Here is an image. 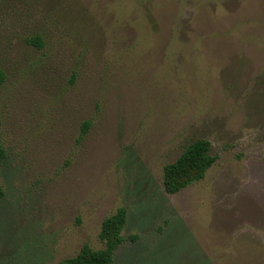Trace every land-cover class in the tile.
<instances>
[{
  "label": "rangeland",
  "instance_id": "rangeland-1",
  "mask_svg": "<svg viewBox=\"0 0 264 264\" xmlns=\"http://www.w3.org/2000/svg\"><path fill=\"white\" fill-rule=\"evenodd\" d=\"M0 69V264L102 250L119 208L113 264H264V0H0Z\"/></svg>",
  "mask_w": 264,
  "mask_h": 264
},
{
  "label": "trees",
  "instance_id": "trees-1",
  "mask_svg": "<svg viewBox=\"0 0 264 264\" xmlns=\"http://www.w3.org/2000/svg\"><path fill=\"white\" fill-rule=\"evenodd\" d=\"M27 2V0H26ZM23 41L37 49L44 48V40L35 31H29L23 36ZM5 79L4 72L0 69V83ZM89 122L83 124V132L89 128ZM6 156L5 149L0 145V165ZM217 161V156L211 154V144L205 139H199L185 147L184 151L173 162L164 167L163 186L167 193L177 194L194 182L202 180L209 168ZM4 190L0 186V199ZM127 209L119 208L116 213L107 217L102 224L100 239L105 248L94 250L89 245H84L80 252L57 264H113L115 252L124 242L122 231L127 222ZM133 240L136 236L131 237Z\"/></svg>",
  "mask_w": 264,
  "mask_h": 264
}]
</instances>
